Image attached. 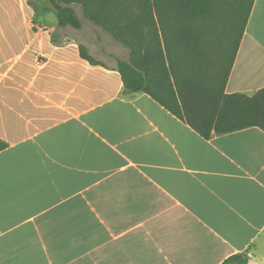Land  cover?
Segmentation results:
<instances>
[{"label":"crops","instance_id":"1","mask_svg":"<svg viewBox=\"0 0 264 264\" xmlns=\"http://www.w3.org/2000/svg\"><path fill=\"white\" fill-rule=\"evenodd\" d=\"M37 9L0 0V264H264V132L203 139L149 95L123 94L105 62L121 49L81 39L89 22L59 28ZM261 89L255 0L225 93Z\"/></svg>","mask_w":264,"mask_h":264},{"label":"trees","instance_id":"2","mask_svg":"<svg viewBox=\"0 0 264 264\" xmlns=\"http://www.w3.org/2000/svg\"><path fill=\"white\" fill-rule=\"evenodd\" d=\"M59 28L83 18L128 51L116 58L123 94L149 95L203 139L246 128L264 132V89L226 94L225 86L255 0H45ZM48 5V7L45 6ZM79 56L104 66L84 45ZM0 142V150L5 148ZM246 254L222 264H247Z\"/></svg>","mask_w":264,"mask_h":264},{"label":"rangeland","instance_id":"3","mask_svg":"<svg viewBox=\"0 0 264 264\" xmlns=\"http://www.w3.org/2000/svg\"><path fill=\"white\" fill-rule=\"evenodd\" d=\"M28 1H29V4H31L34 7H37L38 5L42 4V1L44 2V0H28ZM73 7H74V9L76 11L77 16L81 20L84 21L85 19L82 16L80 7L77 6V5H74ZM89 25H91V31H82V32H80V38L81 39L82 38L89 39V40L93 41V43H95V39L93 37V34L103 35V38L105 39V42L107 43L105 46H107V49L110 52H114L111 45H116L117 47H120V49H121V53H119L120 54V58L123 59V60H127L128 59V51H127V49H125L123 46H121L120 44H118L117 42H115L108 34H106L105 32H103L99 27L95 26L92 23H90ZM105 62L106 63L116 64L115 58L108 57V56L105 57Z\"/></svg>","mask_w":264,"mask_h":264}]
</instances>
